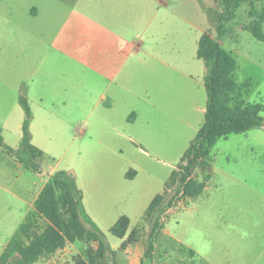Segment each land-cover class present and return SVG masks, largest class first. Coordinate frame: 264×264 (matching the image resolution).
Wrapping results in <instances>:
<instances>
[{
    "label": "rangeland",
    "instance_id": "1",
    "mask_svg": "<svg viewBox=\"0 0 264 264\" xmlns=\"http://www.w3.org/2000/svg\"><path fill=\"white\" fill-rule=\"evenodd\" d=\"M135 4L140 12V0ZM252 8L264 11V0L241 4L228 24L230 32L218 38L216 19L210 17L221 12L217 0L147 2L146 27L134 28L138 34L131 40L143 43L144 53L122 65L118 85L110 89L112 109H103L96 90L74 94L64 100L65 107L56 104L52 113L50 107L58 100L41 91L38 78L44 71L33 64V46L25 35L18 40L17 30L8 28L0 13V128L5 143L19 147L24 112L18 100L27 93L31 143L43 152L38 165L44 177L51 172L72 174L78 188L86 174L130 168L136 172L137 186L131 190L135 202L131 197L126 202L121 193L108 202H94L88 192L83 194L80 219L86 228L97 230L106 249L97 264H264V43L246 30ZM203 33L234 55L237 82L250 83L244 100L263 106V126L216 141L210 149L212 171L205 190L162 210L160 231L148 253L151 224L145 212L204 122L206 70L196 56ZM66 68L57 75L79 73L72 65ZM39 95H44L43 104ZM132 114L135 122L129 124ZM15 161L0 148V255L32 209L31 195L41 185L38 174ZM204 176L200 170L193 173L198 181ZM172 188L167 200L178 187ZM83 208L91 213L89 220ZM121 216L130 224L126 236L118 239L110 229ZM38 226L42 229L44 222L39 220ZM133 230L135 238L128 244ZM89 248L95 251L97 244H68L36 264H89ZM8 264L23 262L15 257Z\"/></svg>",
    "mask_w": 264,
    "mask_h": 264
},
{
    "label": "trees",
    "instance_id": "2",
    "mask_svg": "<svg viewBox=\"0 0 264 264\" xmlns=\"http://www.w3.org/2000/svg\"><path fill=\"white\" fill-rule=\"evenodd\" d=\"M259 0H217L221 12L210 14L216 21L215 29L218 38L228 34L231 28L228 24L235 18L236 10L243 3L253 4ZM252 21L246 27L251 36L264 43V11L251 9L249 12ZM197 58L204 63L206 76L204 81L207 103L204 112V122L194 140L184 152L177 169L169 177V181L161 195L154 197L149 204L145 217L151 224L150 246L148 253L153 250V243L160 231L162 210L172 206V200L178 193L184 199H195L202 194L211 173L210 149L218 139H226L231 134H243L263 126L260 104L246 103L244 96L250 93V83L245 81L239 84L236 80L237 62L234 55L226 51L208 33H203L197 42ZM18 103L24 112L21 126V140L19 147L14 151L6 145L1 136L0 148L15 158L26 170L34 173L39 171V161L43 152L32 145L30 133L31 111L24 95ZM200 170L206 176L203 181L193 177V173ZM178 187L171 199L167 200L170 189ZM172 192V191H171ZM81 193L75 184L72 174L55 172L41 189L33 203L30 212L18 231L10 239L0 255V264H8L18 257L23 264H36L42 258L55 254L68 244L76 242L97 244V249L87 250L89 264H97L106 253L100 234L94 229H88L80 219ZM145 219V220H146ZM39 220L44 227L39 228ZM130 221L121 216L110 229V233L118 239H123L128 231ZM135 231L128 235L126 243L135 238ZM126 244L122 245L124 248ZM193 253V251L191 252Z\"/></svg>",
    "mask_w": 264,
    "mask_h": 264
},
{
    "label": "crops",
    "instance_id": "3",
    "mask_svg": "<svg viewBox=\"0 0 264 264\" xmlns=\"http://www.w3.org/2000/svg\"><path fill=\"white\" fill-rule=\"evenodd\" d=\"M137 1L0 0V13L2 19H6L7 27L17 30L20 37L18 40H22L25 35L26 42L33 46V64L40 71H44L38 78V82L43 85L41 91H47L53 100H58V103H52L50 113L56 111V104L65 107L64 100L74 98V94L78 97L76 93L82 95L96 90L100 92L98 99L103 109H112L110 89L118 85L115 82L120 77L122 65L144 53L143 43L135 45L132 41L138 34L134 28L146 27L143 8L151 0H140V12L139 5L135 4ZM26 46L28 45H21V48ZM139 61L144 63L141 58ZM70 65L77 68L79 73L74 75L67 71L57 75L60 69ZM23 95L28 100L27 93ZM38 97L43 104L44 95ZM132 115L134 117L131 118L132 121L127 122L129 124L135 122L136 115ZM30 127L31 121L29 129ZM139 149L147 154L141 147ZM115 172L116 174H86V181L81 182V186L77 188L82 199L84 192H88L94 202H108L121 193L122 197H126V202L130 197L135 202L131 190L137 186L136 172L131 168L128 171L124 169ZM32 173L41 177L37 182L41 185L38 191L31 195L30 212L33 211V203L41 189L53 174L51 172L44 177L46 173L40 166L38 173ZM163 190L158 191L154 197L161 195ZM88 210L91 211V208ZM83 214L88 220L92 216L85 208Z\"/></svg>",
    "mask_w": 264,
    "mask_h": 264
},
{
    "label": "built area",
    "instance_id": "4",
    "mask_svg": "<svg viewBox=\"0 0 264 264\" xmlns=\"http://www.w3.org/2000/svg\"><path fill=\"white\" fill-rule=\"evenodd\" d=\"M173 190V188L171 189V191ZM182 198V193H178L174 199V201L172 202V206L171 207H168V208H173V206H176L177 204H180L182 201H181Z\"/></svg>",
    "mask_w": 264,
    "mask_h": 264
}]
</instances>
